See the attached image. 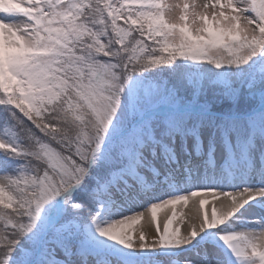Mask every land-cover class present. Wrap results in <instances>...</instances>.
<instances>
[{"label": "snow or ice", "instance_id": "1", "mask_svg": "<svg viewBox=\"0 0 264 264\" xmlns=\"http://www.w3.org/2000/svg\"><path fill=\"white\" fill-rule=\"evenodd\" d=\"M0 264H264V0H0Z\"/></svg>", "mask_w": 264, "mask_h": 264}, {"label": "bare ground", "instance_id": "2", "mask_svg": "<svg viewBox=\"0 0 264 264\" xmlns=\"http://www.w3.org/2000/svg\"><path fill=\"white\" fill-rule=\"evenodd\" d=\"M211 204H212V202H211V199L209 198V204L206 206L209 211L211 209ZM178 206H179V211H178L179 216L177 215L178 216L177 219L180 218L181 212H183L185 214L184 223L179 225L181 227V230H183L184 224H186L188 222V214L194 213L196 211V208L193 207L192 201H189L188 205H186V206H183V205H178ZM197 206H198V202H197ZM160 211H161V214L163 215L161 217V219L159 220L161 222V225H162V223L164 222V220L166 218V214L170 215L171 212L169 209H161ZM165 211H166V213H165ZM149 219H150V213L148 214V217L141 220V225L145 228L146 233L148 235V238L150 239L152 232L155 230V224L154 223L149 224ZM175 226H177V225H175Z\"/></svg>", "mask_w": 264, "mask_h": 264}, {"label": "rangeland", "instance_id": "3", "mask_svg": "<svg viewBox=\"0 0 264 264\" xmlns=\"http://www.w3.org/2000/svg\"><path fill=\"white\" fill-rule=\"evenodd\" d=\"M167 2H171V0H167ZM197 3H204V0H197ZM178 211H179V206H177V215H178ZM165 213H166V211H165ZM163 215L161 214V211H159L158 212V220H160L161 219V217H162ZM179 216V215H178ZM178 216H177V218H178ZM176 224L174 223V225L173 226H175Z\"/></svg>", "mask_w": 264, "mask_h": 264}]
</instances>
